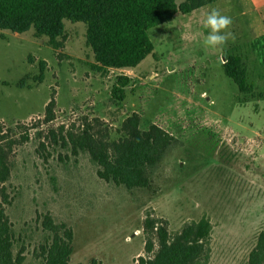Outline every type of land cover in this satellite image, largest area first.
I'll use <instances>...</instances> for the list:
<instances>
[{"label":"rangeland","instance_id":"374dc122","mask_svg":"<svg viewBox=\"0 0 264 264\" xmlns=\"http://www.w3.org/2000/svg\"><path fill=\"white\" fill-rule=\"evenodd\" d=\"M247 1L217 0L176 13L148 31L152 53L130 69H99L79 22L63 21L57 47L32 30H0V137L15 141L9 180L0 188L13 253L23 248L24 264H41L44 215L72 230L68 264H137L146 210L165 219L170 234L208 219L205 264H247L264 227V34L253 37L260 28ZM252 1L264 21V0ZM212 8L232 18L234 40L222 51L203 45ZM231 55L244 62L247 94L223 72ZM118 77L128 79L121 99L114 95ZM50 98L54 119L44 123ZM132 113L142 130L156 124L180 143L144 189L100 180L86 154L71 157L47 139L50 129L89 124L117 140Z\"/></svg>","mask_w":264,"mask_h":264},{"label":"trees","instance_id":"16d2710c","mask_svg":"<svg viewBox=\"0 0 264 264\" xmlns=\"http://www.w3.org/2000/svg\"><path fill=\"white\" fill-rule=\"evenodd\" d=\"M0 0V30L22 34L32 30L46 36L50 44L63 34V21L85 25L86 44L99 69H130L152 53L148 31L171 21L176 13L189 14L217 0ZM257 42H252L254 49ZM223 72L232 80L240 94L251 91L246 82L245 65L239 56H228L222 63ZM128 79L118 77L114 95L122 98ZM54 101L44 108L43 122L54 119ZM121 136L110 140L108 134L94 131L85 124L81 129H50L49 143L64 149L71 157L86 154L96 166V176L127 191L150 185L154 173L179 140L156 124L140 128V117L132 113L120 127ZM0 137V185L9 180L8 157L15 141ZM26 141L27 137H21ZM44 146V145H41ZM0 264H24V249L13 253V231L5 214L9 204L0 188ZM43 242L37 249L41 264H68L72 253V230L55 223L49 215L40 222ZM211 224L206 218L185 223L170 234L165 219L146 210L141 223L143 256L137 264H205L209 253ZM93 264V263H92ZM247 264H264V227L250 251Z\"/></svg>","mask_w":264,"mask_h":264},{"label":"clouds","instance_id":"9594fccd","mask_svg":"<svg viewBox=\"0 0 264 264\" xmlns=\"http://www.w3.org/2000/svg\"><path fill=\"white\" fill-rule=\"evenodd\" d=\"M232 25V18L224 15L217 8H212L203 20V27L208 29V34L203 40V45L206 48L222 51L223 46L231 39L234 40V35L229 31Z\"/></svg>","mask_w":264,"mask_h":264},{"label":"crops","instance_id":"0c3cea01","mask_svg":"<svg viewBox=\"0 0 264 264\" xmlns=\"http://www.w3.org/2000/svg\"><path fill=\"white\" fill-rule=\"evenodd\" d=\"M246 4L247 10H249L252 13V16H255L256 18V23L252 22V25H257L260 28L259 30L256 29V32L254 33L253 37L264 34V21H262V17L259 13V6L257 7L252 0L247 1Z\"/></svg>","mask_w":264,"mask_h":264}]
</instances>
